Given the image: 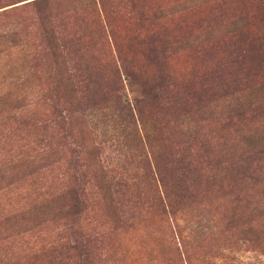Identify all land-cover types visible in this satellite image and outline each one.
<instances>
[{"label":"rangeland","instance_id":"obj_1","mask_svg":"<svg viewBox=\"0 0 264 264\" xmlns=\"http://www.w3.org/2000/svg\"><path fill=\"white\" fill-rule=\"evenodd\" d=\"M27 1L0 0V33L22 37L0 42V103L30 117L0 126V164L35 159L31 178L21 169L17 182L0 183V264H264V131L249 146L260 123L227 117L238 102L264 99L249 87L264 84V5L206 2L158 21L153 8L175 0H106L102 11L53 1L61 4L53 23L69 42L64 70L38 56L44 37ZM98 16L108 38L96 34L77 50L72 32L102 31ZM202 27L215 29V46L177 44ZM255 34L262 52H232ZM66 109L70 123L60 120ZM97 164L108 169L113 207L92 175ZM76 185L77 213L56 203L29 214Z\"/></svg>","mask_w":264,"mask_h":264},{"label":"trees","instance_id":"obj_2","mask_svg":"<svg viewBox=\"0 0 264 264\" xmlns=\"http://www.w3.org/2000/svg\"><path fill=\"white\" fill-rule=\"evenodd\" d=\"M53 1H62V0H29L27 2L22 3L25 4L26 6H30L34 8L36 12V19L32 20L33 24L37 23L38 27L41 29L40 35H42L43 42L45 43L44 46L39 44L41 46L40 50H38V56L42 58L43 56L45 59H51L52 63L55 64V66L59 69H66V62L68 61V41L64 40L65 35L62 33V30L59 28V25H55L53 23L54 19V12L57 11L60 3L57 4V6H52ZM228 1V0H226ZM225 0H175L173 3L166 4L167 6L164 5H158L155 8H153L154 12L152 13V17L154 20H162L164 17L169 14V12L173 9V12H179L181 17H188V14H191L196 8L199 7L202 4L206 2H214L217 6L222 5V3L226 2ZM106 3V0H71V5L70 7L73 9L70 10H75L77 5L79 6H84L86 8H92L93 11L97 10L99 7L100 11L104 10V4ZM259 6L264 5V0H259L258 2ZM140 7V8H139ZM139 9H145L144 5L138 6ZM195 8V9H194ZM66 12L67 9H64ZM105 12V11H104ZM6 13V12H5ZM101 17V16H100ZM98 16V18H94L96 22L99 24L100 27H102V31L99 29L97 31H93L89 28H85V33L84 31H79V28L72 32L73 34L70 36L71 39L75 42V44L78 46L77 50L79 48H84L83 45H89L91 40L93 41V38L96 36V34L99 36L101 40L107 39L108 38V33L107 30L104 28L103 29V22L101 18ZM148 17L146 14L142 15V19L140 22V25L143 26L144 21H146ZM241 18H237L232 21V24H236L240 21ZM186 20V19H185ZM184 21V20H183ZM106 22V21H105ZM99 26V25H98ZM215 29L213 27H205L201 28L196 32H192L189 35V39H185L183 42L182 41H177L178 45H182V43H185L189 46H191V43L193 42H198L199 44L206 43L207 46L210 45V47L215 46L216 44L212 43L210 40V34ZM238 30H242L241 27H237V29H231L228 30L227 32L229 34H232V37H236L238 34ZM109 32V31H108ZM91 33V34H90ZM259 36V35H258ZM257 34L255 36L253 35V38L251 36L248 37H243L242 39H238L237 42H234L237 44H232V52L236 53H246L248 54L251 53H259L263 51V47L261 44H259L260 48H256L255 46L258 45V38ZM7 38V39H6ZM87 38V40H86ZM256 38V39H255ZM6 39L5 42L12 43V45H15L16 42H19L22 40V37L20 35V31L12 30L9 32H4L0 33V42L1 40ZM261 39V38H260ZM4 41V40H3ZM27 42V41H26ZM42 42V41H41ZM254 50V52L252 51ZM0 52H1V43H0ZM75 53V52H74ZM77 53V52H76ZM33 54V55H32ZM36 52H28L26 54V57L30 56L31 58H35ZM67 72V71H66ZM257 72L254 74L247 73L245 75L246 79H250L249 83L253 81L254 76H257ZM69 78V77H68ZM70 79V78H69ZM262 82V81H261ZM252 84V83H251ZM250 84V85H251ZM71 87H74L73 85ZM249 87H259V91L264 93V84L263 82L260 83L259 81H256L254 85H251ZM1 98V97H0ZM264 99H256L254 102H250L248 104H244L241 102H238L233 107H230L231 109L228 110V118H236L237 119V124L240 123L242 120L246 119L245 115L249 114L250 115V120H253V124L260 123L258 128L253 131H250L249 134H247V137H245L246 140L250 142L249 146L253 142V138L257 137V131L260 127L261 131H264V104L259 103L263 102ZM7 107L3 104L0 103V126H2L3 130H6V124L8 122H16L20 126H25L26 124L29 123V118L27 115H23L19 113L18 111L13 112L12 109H9L7 111ZM14 108L18 109L20 106H15ZM13 109V110H16ZM67 110V109H66ZM75 112L81 113V108L74 109ZM74 110L66 113V116H63L60 120L64 123H70V118H72L71 113L74 112ZM66 118L68 121L66 122ZM80 119L82 122L83 116L80 114L79 117H76V120ZM63 127V126H62ZM18 128V127H17ZM260 131V132H261ZM253 132V133H252ZM87 152L89 156H94L95 158V148L85 145ZM254 147L249 148L250 150L254 149ZM3 160V159H2ZM35 162V159L32 157H20L16 154V156L13 157V159H6L3 161V163L0 164V183H5V186L11 185L14 182H17L21 177L25 176L23 173V176L20 175V170H29L28 168L30 167V163L32 164ZM98 168H96L94 171H92L93 177L96 178V180H99V189L102 191L103 195L106 198V202L110 207H113L114 204V187L112 186L111 183L108 182V169L106 166H99L97 164ZM31 170L28 171L25 178H31L30 177ZM84 194V190L82 187H77V185L70 186L64 192L54 198H48L38 204H33L31 208H29V214H31L33 217L37 218L40 215L50 213L51 211L54 210V204H58L57 208L62 209L61 211H66L69 213V211L72 209L74 210L75 213L78 212L79 206H80V201H81V195ZM66 201V203H65ZM66 206V207H64ZM69 209V211H68Z\"/></svg>","mask_w":264,"mask_h":264}]
</instances>
